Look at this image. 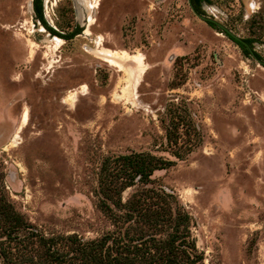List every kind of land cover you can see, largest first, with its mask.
<instances>
[{
    "label": "rangeland",
    "instance_id": "obj_1",
    "mask_svg": "<svg viewBox=\"0 0 264 264\" xmlns=\"http://www.w3.org/2000/svg\"><path fill=\"white\" fill-rule=\"evenodd\" d=\"M41 1L78 33L58 41L32 0H0V264L27 234L4 215L90 239L114 229L103 202L153 210L158 238L183 230L192 264H264V0L195 3L251 50L187 0ZM108 49L142 56L127 96ZM134 152L171 163L119 197L106 184L128 180L115 158Z\"/></svg>",
    "mask_w": 264,
    "mask_h": 264
},
{
    "label": "trees",
    "instance_id": "obj_2",
    "mask_svg": "<svg viewBox=\"0 0 264 264\" xmlns=\"http://www.w3.org/2000/svg\"><path fill=\"white\" fill-rule=\"evenodd\" d=\"M201 1L203 0H197L198 3ZM32 8L35 17L51 34L58 35L59 38L71 39L78 33L74 30L69 34H59L51 28L42 15L41 0H32ZM207 23L209 26L215 27L213 22L207 21ZM232 40L249 50L245 44ZM253 54L260 59L255 53ZM120 158L128 167L126 170L128 180L125 179L117 184L114 180L108 179L106 184L107 191L116 187L119 197L120 192L125 188L135 185V183L148 182L154 170L165 168L171 163L170 160L142 152L119 155L115 160ZM103 197L105 200L112 201L107 192H104ZM102 206L103 211L113 221L114 229L90 239H83L75 233L46 236L36 228L24 225L21 218L14 213L4 215L9 222L5 228L6 234L10 235L12 231L21 227L20 225L27 227V234L23 238H19L17 242L19 246L9 253L11 254L8 258L9 263L192 264L194 262L195 256L190 251L191 246L183 230L179 232L178 228H175L166 239L156 237L153 230L160 216L153 210L147 211L148 214H146L142 207L137 208L130 205L128 209L115 211L106 202H103ZM0 253L4 259L7 257V252L0 250Z\"/></svg>",
    "mask_w": 264,
    "mask_h": 264
},
{
    "label": "bare ground",
    "instance_id": "obj_3",
    "mask_svg": "<svg viewBox=\"0 0 264 264\" xmlns=\"http://www.w3.org/2000/svg\"><path fill=\"white\" fill-rule=\"evenodd\" d=\"M94 6V5H93ZM53 38L58 41H62V38L57 36H53ZM105 50V49H103ZM111 57L104 58L105 61H108L112 65L116 66L118 69L123 70L125 72L124 77V86L122 87V94L119 95H129L131 91H134L136 84L138 83L140 74L145 70L144 63L142 61V56L140 54H129L125 50H107L106 51ZM78 92V91H77ZM76 91H71V98L77 94ZM84 94V86L81 91ZM27 112L26 110L23 112V118L26 120ZM15 139V138H14ZM17 142V141H16Z\"/></svg>",
    "mask_w": 264,
    "mask_h": 264
},
{
    "label": "water",
    "instance_id": "obj_4",
    "mask_svg": "<svg viewBox=\"0 0 264 264\" xmlns=\"http://www.w3.org/2000/svg\"><path fill=\"white\" fill-rule=\"evenodd\" d=\"M187 1H188V4L190 5V8L192 9V11H193L195 14H197L200 18H202V19L205 20V21H206V20H209V21L214 22V23L216 24V26H217L218 28H220L221 30H223V31H224L229 37H231L232 39H234V40H236V41H238V42H241V43L245 44L246 47H247L249 50H251L250 47L247 45V43H246L242 38H240L239 36H237L236 34H234L232 31H230L228 28H226L224 25H222L221 23L217 22L216 20H214V19H212V18H210V17H208V16L198 14V13L193 9V7H192V5H191V3H190V0H187ZM252 55L254 56L253 53H252ZM254 58H255L256 60L260 61L262 64H264V61L258 59V58L255 57V56H254Z\"/></svg>",
    "mask_w": 264,
    "mask_h": 264
},
{
    "label": "flooded vegetation",
    "instance_id": "obj_5",
    "mask_svg": "<svg viewBox=\"0 0 264 264\" xmlns=\"http://www.w3.org/2000/svg\"><path fill=\"white\" fill-rule=\"evenodd\" d=\"M188 2V1H187ZM197 2V0H190V3H191V5H192V7H193V9L195 10V3ZM202 2V1H201ZM190 6V5H189ZM196 11V10H195ZM202 15V14H201ZM207 21H209V20H206L205 22H207ZM210 22H212V21H210ZM214 23V22H213ZM215 24V23H214ZM215 26H216V24H215Z\"/></svg>",
    "mask_w": 264,
    "mask_h": 264
}]
</instances>
